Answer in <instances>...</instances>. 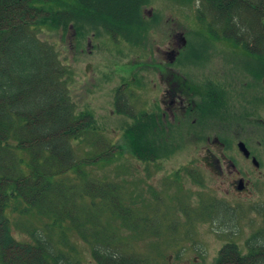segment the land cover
Masks as SVG:
<instances>
[{
    "label": "rangeland",
    "instance_id": "rangeland-1",
    "mask_svg": "<svg viewBox=\"0 0 264 264\" xmlns=\"http://www.w3.org/2000/svg\"><path fill=\"white\" fill-rule=\"evenodd\" d=\"M141 13L146 29L138 37L114 40L93 26L80 32L69 28L65 34L46 31L41 36L54 45L68 67L69 95L77 114L94 120L95 130L83 133L82 140L72 144L74 152L84 161L107 156L83 171L90 180L116 185L121 203L149 221L148 233L126 229L109 213L102 219L128 244L131 254L149 264H215L227 244L245 254V241L263 227L264 217L257 209L264 208V167L247 166L232 136L263 158L264 57L248 54L234 39L220 37L205 0H146ZM176 32L182 33L185 47L172 69L197 85L221 86L223 92L217 93L221 105L200 125L176 131L168 126L169 136H155L154 158L149 163L129 152L125 132L142 119L147 94L156 91V81L150 82L149 74L160 68V52ZM117 93L124 104L116 108ZM256 117L262 124L256 123ZM188 131L223 133L225 147L217 150L207 142L214 136H185ZM236 177L247 182L246 194L228 193ZM11 205L13 237L31 243L30 232L49 220L36 211L21 214L23 205L18 202ZM69 236L72 258L81 264H97L90 247L76 235Z\"/></svg>",
    "mask_w": 264,
    "mask_h": 264
},
{
    "label": "trees",
    "instance_id": "trees-1",
    "mask_svg": "<svg viewBox=\"0 0 264 264\" xmlns=\"http://www.w3.org/2000/svg\"><path fill=\"white\" fill-rule=\"evenodd\" d=\"M145 3L0 0V264H81L70 254L71 234L90 247L97 264H149L131 254L128 244L102 219L109 213L126 229L148 233L149 221L121 203L116 185L90 180L83 171L107 156L84 161L74 152L72 144L95 130L94 120L77 114L69 95L68 67L54 45L41 38L46 31L65 34L69 28L80 32L86 26L100 27L114 40L138 37L146 29L141 13ZM205 4L213 10L220 37L235 39L233 43L248 54L264 52V0ZM155 125L144 115L125 132L129 152L149 163L156 139L149 135ZM13 202L23 205L21 214L36 211L49 220L30 232L31 243L12 235ZM258 213L264 217V208ZM245 246L243 255L237 247L225 245L216 264H264V220Z\"/></svg>",
    "mask_w": 264,
    "mask_h": 264
},
{
    "label": "flooded vegetation",
    "instance_id": "flooded-vegetation-1",
    "mask_svg": "<svg viewBox=\"0 0 264 264\" xmlns=\"http://www.w3.org/2000/svg\"><path fill=\"white\" fill-rule=\"evenodd\" d=\"M184 47L185 42L182 33L176 32L172 35L171 41L166 50L163 51V53L160 52V55L162 56L160 58L162 59L160 63H157V67L160 68L149 74V81H156V84L153 85L156 91H150L147 94L146 111H144L146 121L150 122V124L154 121L156 124L155 127H151L152 131L149 136H169L167 133L168 125L175 131L179 129L183 130L188 126L200 125V123H203L206 119L205 117H209L215 108L218 107L217 104L221 105V101L217 100V98H220L217 93L218 91H222L221 86L213 84L197 85L194 79H190L179 70L172 69L171 65H174L177 62V57ZM250 54L264 57V52L260 55H257L256 53ZM152 73H155L156 75H153ZM247 91L248 90L246 89L245 92ZM220 119L223 122V127H225L227 125L225 122L226 117L223 116ZM255 120L257 124H262L263 120L260 117H256ZM160 124H164L166 127L162 129ZM158 130H162V133H159ZM185 136H214L212 140L207 138V142L211 143V145L217 148V150H223L225 147L223 141L226 136H224L223 133L188 131ZM232 137L236 142L235 144L237 148L238 143L242 141L237 136ZM245 146L248 149L247 144H245ZM248 151V157H244L238 151L245 164L247 166L252 165L257 170L264 167V156L262 158V156H258L249 149ZM253 160L258 164V167L253 165ZM229 165L234 169L235 166L232 162H229ZM214 168L220 172L219 167L215 164ZM240 180L243 183L244 190L239 192L236 188ZM231 191L237 195H244L248 192V184L243 178L236 177L235 180H233L231 190H229L228 193ZM250 237L247 238L245 244Z\"/></svg>",
    "mask_w": 264,
    "mask_h": 264
},
{
    "label": "water",
    "instance_id": "water-1",
    "mask_svg": "<svg viewBox=\"0 0 264 264\" xmlns=\"http://www.w3.org/2000/svg\"><path fill=\"white\" fill-rule=\"evenodd\" d=\"M238 149L240 151V153L244 156V157H248L249 156V152L246 149L245 145L243 143H239L238 144ZM253 165L255 167H258V164L253 160ZM244 189L243 183L242 181H239L237 184V191H242Z\"/></svg>",
    "mask_w": 264,
    "mask_h": 264
}]
</instances>
